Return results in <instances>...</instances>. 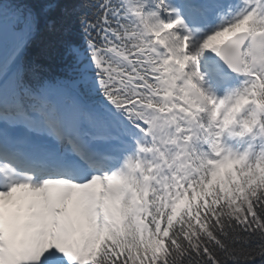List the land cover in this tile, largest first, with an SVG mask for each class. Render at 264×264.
<instances>
[{
  "label": "snow or ice",
  "instance_id": "snow-or-ice-1",
  "mask_svg": "<svg viewBox=\"0 0 264 264\" xmlns=\"http://www.w3.org/2000/svg\"><path fill=\"white\" fill-rule=\"evenodd\" d=\"M0 264H264V0H0Z\"/></svg>",
  "mask_w": 264,
  "mask_h": 264
},
{
  "label": "trees",
  "instance_id": "trees-1",
  "mask_svg": "<svg viewBox=\"0 0 264 264\" xmlns=\"http://www.w3.org/2000/svg\"><path fill=\"white\" fill-rule=\"evenodd\" d=\"M37 52H39V49L37 50ZM51 64L53 66V69L55 70L58 67V59L55 56V54L52 55V59H51Z\"/></svg>",
  "mask_w": 264,
  "mask_h": 264
}]
</instances>
